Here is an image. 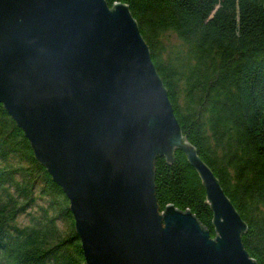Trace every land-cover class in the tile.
Wrapping results in <instances>:
<instances>
[{
    "label": "water",
    "instance_id": "95a60500",
    "mask_svg": "<svg viewBox=\"0 0 264 264\" xmlns=\"http://www.w3.org/2000/svg\"><path fill=\"white\" fill-rule=\"evenodd\" d=\"M0 104L66 197L84 264H257L125 4L0 0ZM176 149L203 186L213 236L187 209L158 210L153 161Z\"/></svg>",
    "mask_w": 264,
    "mask_h": 264
},
{
    "label": "trees",
    "instance_id": "16d2710c",
    "mask_svg": "<svg viewBox=\"0 0 264 264\" xmlns=\"http://www.w3.org/2000/svg\"><path fill=\"white\" fill-rule=\"evenodd\" d=\"M105 2L127 6L182 135L246 224L243 248L264 264V0ZM166 35L179 42L164 44ZM152 169L158 210L187 209L213 236L183 152L170 163L156 156ZM67 206L0 104V264H84ZM20 215L26 224L16 223Z\"/></svg>",
    "mask_w": 264,
    "mask_h": 264
},
{
    "label": "rangeland",
    "instance_id": "374dc122",
    "mask_svg": "<svg viewBox=\"0 0 264 264\" xmlns=\"http://www.w3.org/2000/svg\"><path fill=\"white\" fill-rule=\"evenodd\" d=\"M167 36V35H166ZM165 36V37H166ZM166 45H169V44H177L179 41L174 37V35H168L166 38H165V41H164ZM36 203L38 204H41L42 203V199H38L36 201ZM36 207H34L32 210L34 211ZM27 215H20L17 219H16V223L17 224H26L27 223ZM59 226H62V223H59Z\"/></svg>",
    "mask_w": 264,
    "mask_h": 264
}]
</instances>
